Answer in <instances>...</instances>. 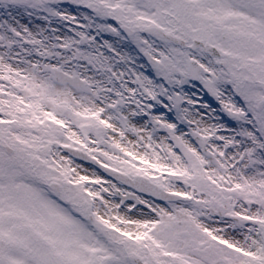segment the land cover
Returning a JSON list of instances; mask_svg holds the SVG:
<instances>
[{"label":"snow or ice","instance_id":"obj_1","mask_svg":"<svg viewBox=\"0 0 264 264\" xmlns=\"http://www.w3.org/2000/svg\"><path fill=\"white\" fill-rule=\"evenodd\" d=\"M0 264H264V0H0Z\"/></svg>","mask_w":264,"mask_h":264}]
</instances>
